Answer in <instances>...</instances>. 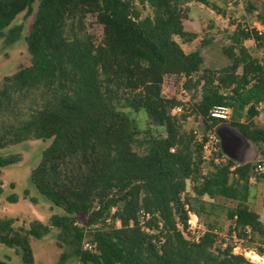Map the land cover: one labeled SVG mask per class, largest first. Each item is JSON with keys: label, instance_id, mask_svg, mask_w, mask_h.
I'll list each match as a JSON object with an SVG mask.
<instances>
[{"label": "trees", "instance_id": "trees-1", "mask_svg": "<svg viewBox=\"0 0 264 264\" xmlns=\"http://www.w3.org/2000/svg\"><path fill=\"white\" fill-rule=\"evenodd\" d=\"M190 2L207 4L0 0V32L17 15L33 13L26 37L30 65L0 85V98L11 89L36 85L44 97L25 121L0 126V150L30 140L48 142L30 183L63 212L53 214L49 226L33 221L20 231L11 219H0V243L20 254L23 264L34 262L29 237L41 239L51 228L59 230L63 242L77 245V264H253L233 253L235 245L264 255V222L249 207V181L259 162L235 164L216 150L209 155L211 169L203 173L202 159L205 135L220 124L208 118V111L225 105L231 109L229 125L264 162V128L252 122L255 106L264 103V67L242 45L252 37L240 32L226 50L230 66L217 75L204 71L199 76L200 54L185 53L176 41L196 38L183 26ZM146 9L150 12L144 14ZM87 15L104 28V42L96 44L86 32ZM168 76L182 78L185 91L200 88L190 111L202 120L201 134L184 129L188 103L161 95ZM177 108L180 115H172ZM126 110L142 111L147 128L141 130ZM18 161L16 155L0 156V168ZM187 181L192 195L186 196ZM216 198L236 203L225 209L231 221L226 239L219 235ZM77 213L88 215L94 252L79 246L83 229L72 218ZM141 213L148 215L144 227ZM188 213L206 220L198 243L185 240L180 231L179 226L186 229Z\"/></svg>", "mask_w": 264, "mask_h": 264}, {"label": "rangeland", "instance_id": "rangeland-1", "mask_svg": "<svg viewBox=\"0 0 264 264\" xmlns=\"http://www.w3.org/2000/svg\"><path fill=\"white\" fill-rule=\"evenodd\" d=\"M206 2V5L197 2H190L185 5L186 12L183 26L186 31L196 34V38L191 42H184L176 38L177 43L185 53L190 51L200 52L202 63L199 67V76L204 71L217 75L230 66L231 61L226 56V50L232 46L231 38L235 34L243 32L251 36L246 31L249 27L264 30V0H206ZM149 12L146 9L144 14ZM32 16L33 13L28 14L23 12L15 17L8 28L0 32V85L5 83L8 78L13 77L22 68L30 65L31 58L27 51L26 37L29 32ZM84 21L86 32L91 35L96 44L104 42L107 39L104 28L97 22L95 16L87 15ZM259 43L264 45V36H262ZM242 45L250 56L257 60L258 50L255 42L250 39L243 41ZM234 51L238 52L237 47ZM240 73L241 70L238 69V74ZM182 82L183 79H180V77H165L161 86V95L166 99L175 98L185 103V105L188 103L186 107L189 110V118L184 123V129L186 131L195 130L201 134L203 130L202 120L190 111L193 104L199 98L200 88L196 90L190 89L182 93L180 90ZM42 90L40 85L25 90L11 89L6 97H1L0 126L16 125L28 119L30 114L38 109L43 102ZM126 111L131 118L135 119L141 130L147 128L146 115L142 111ZM180 112L181 110L174 109L172 110V115L178 116ZM245 118L244 112L240 121H244ZM230 120L227 121L228 124ZM252 122L257 127L264 128V103L255 106V115ZM216 127L211 132L218 140V144L216 147H212V149L221 151L223 142L219 138ZM210 133L207 134L210 135ZM207 134L205 136H208ZM47 145L48 142L30 140L0 150V156L16 155L19 157L17 163L0 168V219H11L12 226L16 231H20L21 228H23L22 230H27L33 221H38L49 226V219L53 214L60 215L63 213L60 209L52 206L30 183V173L37 165L42 150ZM211 145H215V143L212 142ZM202 150V159L203 156L205 157L203 159L204 173L211 169L209 155L214 150H205L204 148ZM255 152V156L251 162L256 165L261 161V157L257 154L256 149ZM221 153L223 155L222 151ZM223 157L229 159L228 157ZM232 161L234 160L232 159ZM234 163L238 164L236 161ZM249 185V203L251 209L258 211L260 208V210L264 211L261 201L259 208L257 204V200L264 193V176L258 174L254 169V174L249 181ZM25 190L28 192L27 196L24 195ZM185 195H192L189 181L186 183ZM10 198H16V201L10 202ZM205 200L209 199L205 197ZM213 202L219 206V210L217 211L219 216L216 220L220 228V238L226 239L231 221L225 218V209L233 208L236 203L223 198H216ZM259 217L264 222V215H259ZM72 218L76 225L83 229V238L79 243L82 250L83 240L90 241L87 236V229H90L87 227L88 215L77 213ZM145 220L140 218L142 225ZM205 221L204 218L201 221L198 219L201 226H203L202 224ZM111 222L108 219L105 224H109L110 226ZM116 225L118 226V222H116ZM59 234L58 229L51 228L49 233L41 239L29 237L34 258L33 264H77L78 260L74 255L77 245L71 240H68V243L63 242ZM243 250H240V252H243ZM234 252H238V250L236 249ZM250 254L253 255V253L247 251L245 257L252 258ZM0 260L5 261L7 264H23L20 254H17L14 249L7 248L1 243Z\"/></svg>", "mask_w": 264, "mask_h": 264}, {"label": "built area", "instance_id": "built-area-1", "mask_svg": "<svg viewBox=\"0 0 264 264\" xmlns=\"http://www.w3.org/2000/svg\"><path fill=\"white\" fill-rule=\"evenodd\" d=\"M246 31L251 34L252 40L257 45V50H258L257 62L261 67H264V45L259 43L260 40L262 39V36H264V30H261L259 28L249 27ZM180 90L182 91V93H185V90L182 87ZM177 110L180 111V108H177ZM230 116H231V109L225 105L213 106L208 111V118L211 120H216L220 123H225L228 120H230ZM194 134H197V131H194ZM206 138H207V141L204 143L203 148L205 150L206 149L207 150L208 149L214 150V149H212V147L217 146L218 140L216 139L214 134H212V132L210 133V135L206 136ZM210 142L215 143V145H211ZM214 151H216V150H214ZM204 158L205 157L203 156V159ZM255 171L258 174L264 176V162H262V161L259 162L255 167ZM140 218L147 219L148 215L141 213ZM179 228H180V231H181L184 239L187 241H190L192 243H198L199 239L203 236V234L205 232V228L199 224L197 216L193 213H188L186 229H183L180 226H179ZM95 249H96V245L94 242H92L91 240L90 241L83 240V242H82V250L83 251L94 252ZM236 249L238 250V252H234V250H236ZM240 250H242V249L238 245H235L233 248V253L234 254H240V255H243L245 257L247 251L243 250V252L242 251L240 252ZM250 253H254L255 256L257 257V260H254L253 258L245 257L247 260H249L253 264H264V255H259L254 251H250Z\"/></svg>", "mask_w": 264, "mask_h": 264}, {"label": "crops", "instance_id": "crops-1", "mask_svg": "<svg viewBox=\"0 0 264 264\" xmlns=\"http://www.w3.org/2000/svg\"><path fill=\"white\" fill-rule=\"evenodd\" d=\"M191 52L194 51H190L188 53ZM198 53L200 54V52ZM228 125L229 124L226 122L220 123L216 127L218 130V132L217 130L216 132L219 133V138L223 142V148L221 149V151L223 152V156L228 157L231 160L233 159L238 164L251 162L256 153L253 144L247 139H245L237 130ZM262 196H264V193H262L261 197H259V199L257 200L258 208L260 205V201L262 204ZM249 207L251 209L250 203ZM251 210L258 215H264V211L260 210V208L258 211H255L253 209Z\"/></svg>", "mask_w": 264, "mask_h": 264}, {"label": "bare ground", "instance_id": "bare-ground-1", "mask_svg": "<svg viewBox=\"0 0 264 264\" xmlns=\"http://www.w3.org/2000/svg\"><path fill=\"white\" fill-rule=\"evenodd\" d=\"M251 255V254H250ZM252 256V258L254 259V260H257V257L255 256V254L253 253V255H251ZM250 256V257H251Z\"/></svg>", "mask_w": 264, "mask_h": 264}]
</instances>
